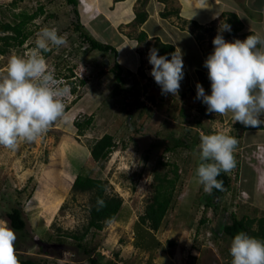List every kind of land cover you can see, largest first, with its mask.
Here are the masks:
<instances>
[{"label":"rangeland","instance_id":"1","mask_svg":"<svg viewBox=\"0 0 264 264\" xmlns=\"http://www.w3.org/2000/svg\"><path fill=\"white\" fill-rule=\"evenodd\" d=\"M166 3V8L177 9L180 14L170 16L173 23H165L166 31L160 33L164 41L173 43L184 54L185 76L178 96L162 94L150 75L152 65L145 63V48L152 42L138 43L142 54L133 48L134 41L120 48L118 61L125 66V73L119 83L110 71L113 55L93 49L82 33L84 30L99 41L111 43L118 36L105 19L99 17L78 29L79 5H68L65 0H0L2 21L14 22V14L44 7L43 13L27 23V40L0 54V68L6 66L12 52L23 54L35 47L42 27H55L67 41L64 46L42 53L56 78L70 88L64 101L65 118L55 122L37 141L20 143L15 151L0 146V220L10 224L7 213L14 206L22 209L26 220L22 231L13 228L18 258L46 259L50 264H90L70 236L84 233L83 240L89 243L100 264H149L151 256V264H231L232 239L223 233L231 214L238 218L264 216V127L233 123L230 115L209 113L207 105L196 98L197 82L211 93L204 61L213 51L220 25L232 28L228 18L236 10L248 26L264 33V0ZM100 4L106 13L111 11V17L117 15L108 7V0ZM157 6L152 0L145 9L153 13ZM156 18L151 14L147 27L156 30ZM191 20L203 27L195 28ZM136 23L135 19L134 28L130 26L125 32L137 35L140 29ZM250 34L243 29L237 34L223 33L229 41L243 40ZM135 59L142 60L139 69ZM134 101L136 105L130 109ZM89 115L92 122L80 132L76 122ZM213 129L234 136L238 144L234 152L236 165L228 172L230 187L214 206L207 208V193L198 182L193 150L199 145L200 134H209ZM104 133L113 134L118 145L107 160L97 163L90 150ZM159 159L176 162L182 178L174 205L155 231L160 245L151 251L135 245V226L152 198L156 172L172 175L171 165H161ZM81 172L106 179L107 193L123 199L117 217L101 230L89 229L85 233L91 192L72 190L75 176Z\"/></svg>","mask_w":264,"mask_h":264},{"label":"clouds","instance_id":"2","mask_svg":"<svg viewBox=\"0 0 264 264\" xmlns=\"http://www.w3.org/2000/svg\"><path fill=\"white\" fill-rule=\"evenodd\" d=\"M231 31L225 24L213 39V51L204 66L208 70L211 93L197 82V96L207 105L209 113L229 116L233 123L249 127L264 124V33L251 31L245 39L226 40L223 33ZM66 38L55 27H42L35 47L18 54L12 52L4 68H0V146L15 151L20 143L35 142L58 120L65 118V100L70 88L49 68L42 53L66 44ZM159 55V49H149L150 75L164 95L178 96L184 79L183 52L179 47L171 54ZM238 140L224 131L213 129L201 133L193 150L197 160L196 175L206 193L222 189L221 172L228 173L236 165ZM106 191V190H105ZM97 198V211L105 207ZM17 235L8 221L0 220V264H19L15 241ZM231 264H264V239L246 232L231 240Z\"/></svg>","mask_w":264,"mask_h":264},{"label":"trees","instance_id":"3","mask_svg":"<svg viewBox=\"0 0 264 264\" xmlns=\"http://www.w3.org/2000/svg\"><path fill=\"white\" fill-rule=\"evenodd\" d=\"M165 1V0H164ZM68 5L77 7L79 5V0H65ZM43 6L39 7V10H35L32 13L21 12L19 14H14L17 20L14 22L2 21L0 19V31L3 35H0V54H4L12 45H21L29 37L30 32L26 30L27 23L34 19L40 13H43ZM78 12V11H77ZM76 12V13H77ZM163 16H167L171 13L179 14V10L174 9L173 11H163L161 12ZM147 13L145 11H139L136 13V21L141 24L145 21ZM229 23L233 24L230 34H237L242 29V22L240 21L238 15L234 12L231 13V17L228 18ZM195 28H202L203 24L199 23L197 20H191ZM84 25L80 22L77 23L76 28L82 29ZM83 31V32H82ZM81 32L83 36L89 41L90 46L93 49H98L103 52L111 53L114 57L110 71L114 74L115 80L117 82H122L124 80V70L122 69L120 63L117 60L118 50L111 43H106L95 39L90 36L84 30ZM147 34L144 30H141L137 35V39L142 41L146 38ZM196 38H200V34L196 35ZM159 49V55H168L171 59V53L175 51V45L171 42L162 41L156 38V41L151 45ZM201 73V71H199ZM136 101L133 102L130 109H133L136 105ZM92 122V115L87 116L84 121H77L76 126L83 131L84 128L90 125ZM131 126H134L131 123ZM260 128L264 126L260 125ZM117 141L115 136L111 133H104L101 137L97 138L91 146V157L97 162L102 163L107 160L110 153L117 148ZM174 146H167V150L173 149ZM159 164L161 165H171L170 172H165L161 174L156 172L155 182L153 184L154 191L150 202L147 204L144 213L140 216L139 221L135 226V245L147 248L148 250H155L160 245V240L155 234L163 225V221L168 211L174 205L175 195L177 193V184L181 180V168L176 162L170 163L169 161H164L159 159ZM218 180L223 181L222 189H213L211 194L206 195L205 207H212L215 201L221 198L230 187V175L228 173L221 172ZM107 180L96 175L78 173L72 184L73 191L81 192H91L90 207H89V221L85 225V233L89 229L101 230L104 225L108 222L114 220L123 203V199L118 194L107 193ZM106 190V191H105ZM100 197L104 200L106 206L97 211V198ZM8 220L12 228L22 231L26 226V220L23 216L22 209L19 206H14L7 213ZM205 220H202V222ZM246 232L251 236L259 239H264V216L260 218L256 217H242L238 218L236 214H231V222L226 223L223 226V233L225 236L231 239L239 232ZM71 237H74L77 241L78 247L82 248L86 258L89 260L90 264H100L97 257H95L90 248L89 243L84 239V233H72ZM145 237V238H144ZM145 239V240H143ZM170 245L174 244L173 240H168ZM19 264H50L48 260H39L32 257L28 258H18ZM152 261V256L149 258V264ZM108 264V263H105Z\"/></svg>","mask_w":264,"mask_h":264},{"label":"crops","instance_id":"4","mask_svg":"<svg viewBox=\"0 0 264 264\" xmlns=\"http://www.w3.org/2000/svg\"><path fill=\"white\" fill-rule=\"evenodd\" d=\"M101 1L102 0H79L80 20L84 26L89 24L90 21L91 22L95 21L99 17H102L103 20L105 19V21L110 23V25H112L113 28L115 29L117 36H118V38H114L113 41H111V44L117 48L118 55L120 53V51H119L120 48H123L124 46H126L130 41H134V47L133 48L136 47V49H138V47H139L138 43L150 41V42H152L151 43V45H152L156 41V38H159L160 40L164 41L165 38L161 34L164 31H166V24L168 22L173 23L172 20H170V16H173L176 14V13H171L167 16L162 15L161 12H163V11H173L174 10V9L171 10V9L166 8V7H168L167 3H166V1H168V0H165V1L164 0H154L158 4V6L156 7V9H154L153 13H150V11L145 9L147 6L150 5V2L152 0H108V7L117 13L116 16L111 17L112 16L111 11L108 14L102 10L101 4H100ZM215 1H219V0H215ZM138 11H145L147 13L145 21L143 23H141V24L136 23L137 25L135 24L137 29L139 28L140 31L144 30L147 34L146 39H144L142 41H139L137 39V35L139 33L137 35H133V34L131 35V34L125 32L126 30L129 29L130 26L133 27L132 23H135L136 13ZM232 12H234L238 15L240 21L242 22V29L243 30H246L248 32L252 31L253 33L260 32V31H258V29L248 26L246 24V22L239 16V14L237 13L236 10L231 11V13ZM256 12H258V11H256ZM259 13H261V12H258V14ZM151 14H153L155 17H158V19L156 18L155 21L153 20L154 21L153 24L157 28L156 30L147 27L148 23L150 22ZM178 15H180V14H178ZM82 16H83V18H82ZM217 16H218V14H216V17ZM216 17H214L213 19H215ZM254 24H256V22ZM244 32H242V33H244ZM151 45H148L145 48V50L147 52V54L145 55V63H149L148 53H149V49L151 48ZM138 51H139V49H138ZM139 52H141V50ZM141 54H142V52H141ZM146 58H147V60H146ZM117 60H118V56H117ZM141 62H142V60H140V62H139L137 59H135V63H134L135 67L139 66L138 67V69H139L141 67ZM120 65H121V67L125 73V66L121 63H120ZM149 69H150V67L147 66L146 70H149ZM148 75L149 74H147V76Z\"/></svg>","mask_w":264,"mask_h":264}]
</instances>
